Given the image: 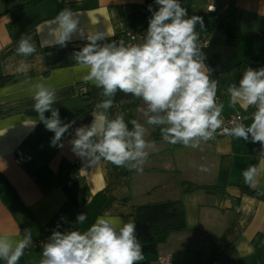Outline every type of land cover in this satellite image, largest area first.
Instances as JSON below:
<instances>
[{"label": "crops", "instance_id": "1", "mask_svg": "<svg viewBox=\"0 0 264 264\" xmlns=\"http://www.w3.org/2000/svg\"><path fill=\"white\" fill-rule=\"evenodd\" d=\"M28 1L0 0V78H10L0 85V235L18 241L26 231L34 238L54 230L83 232L106 215L134 220L137 240L149 247L136 264H264V149L258 142L225 135L198 148L169 144L161 126L147 125L140 111L146 108L143 101L117 91L109 115L122 113L129 129L133 119L144 124L145 139L158 148L143 172L107 161L89 167L71 150L75 129L91 123L96 105L106 97L100 93L91 113L79 112L86 106L79 88L95 86L83 79L86 69L73 56L87 41L74 36L65 47H41L42 41L54 39L48 24L69 7L85 35L104 32V42H112L122 32L148 28L153 0ZM180 3L189 16L203 19L205 28L197 25V31L199 39L206 34L209 41L201 46L206 65L214 69L212 78L219 79L222 119L241 114L250 124L255 107L246 112L240 104L232 106L230 95L223 93L239 84L248 67L264 68V0H233L217 19L207 12L209 0ZM22 35L37 46L31 56L16 53ZM21 60L29 66L27 74L17 71ZM36 83L54 87L56 102L75 121L59 142L62 147L50 144L54 133L43 123L30 126L37 120L31 114ZM18 149L29 156L21 166L15 162ZM201 165L208 170L200 171ZM249 165L261 171L255 186L243 179ZM81 213L87 216L83 224L76 221ZM41 258L40 250L26 251L18 264H39ZM0 264L6 262L0 259Z\"/></svg>", "mask_w": 264, "mask_h": 264}, {"label": "clouds", "instance_id": "2", "mask_svg": "<svg viewBox=\"0 0 264 264\" xmlns=\"http://www.w3.org/2000/svg\"><path fill=\"white\" fill-rule=\"evenodd\" d=\"M155 3L158 10L153 11L149 6L152 15L139 44L126 45L123 40L104 42L106 34L100 31L85 35L77 13L69 7L60 10L48 24L54 39L42 41L41 47H65L74 36L87 41L73 56L86 69L83 79L101 88L106 97L96 105L91 123L75 129L70 140L72 152L89 167L107 161L143 172L149 155L158 148L154 141L145 139L144 124L133 119L129 129L122 113L114 118L109 115L117 91L143 101L146 108L140 111L147 118V125L161 126L162 138L169 144L198 148L201 142L215 139L219 130L220 134L258 142L264 149V68L248 67L239 84L228 88L232 106L240 104L246 112L255 107L252 122L245 124L247 117L241 116L231 122V127H225L224 105L217 100L219 79L212 78L214 69L206 65V55L199 42L197 25L201 31L205 28L202 17L189 16L180 0H155ZM36 51L32 37L22 35L17 55L27 57ZM28 70L29 66L21 60L17 71L27 74ZM32 99L37 120L30 126L43 123L54 133L50 144L62 147L59 142L75 121L64 123L60 119L54 107L57 90L36 83ZM46 112L51 113L50 117L45 116ZM199 170L208 169L201 165ZM242 175L246 184L255 186L261 171L249 165ZM86 219L81 213L76 221L83 224ZM135 231L134 220L123 222L106 215L97 217L83 232L54 230L42 245L39 264H136L144 260V254ZM29 247H34L31 231H26L18 241L0 235V259L6 264H18Z\"/></svg>", "mask_w": 264, "mask_h": 264}, {"label": "trees", "instance_id": "3", "mask_svg": "<svg viewBox=\"0 0 264 264\" xmlns=\"http://www.w3.org/2000/svg\"><path fill=\"white\" fill-rule=\"evenodd\" d=\"M41 0H30V1H28V3H32V4H38L39 2H40ZM226 0H219V2H217V3H215L214 5H215V7H216V10H215V12H210L209 10H208V8H207V12L208 13H210L211 15H213V16H215L216 17V19H217V17L218 16H220L219 14L221 13V12H224V11H227L231 6H232V2H233V0H227V5L225 6L224 5V2H225ZM25 4H27V2H24ZM209 3H210V0H209ZM155 5H156V3H155V0H153L152 2H150V4H149V6H151L152 7V10H154V8H155ZM214 24H216V23H214ZM145 26H148L147 24H145ZM144 26V27H145ZM140 29H142V28H140ZM144 30H145V32L147 31V28L145 27V28H143ZM137 30H139V29H137ZM137 30H128V31H137ZM127 32V31H126ZM126 32H122V33H120V34H124V33H126ZM117 36V35H116ZM203 35H201L200 36V39H201V37H202ZM204 36L206 37V39H207V35L206 34H204ZM115 37V36H114ZM200 39H199V42H200ZM208 40V39H207ZM208 43H209V41H208ZM200 44H201V42H200ZM202 45V44H201ZM208 45V44H207ZM10 81V78L9 77H2V78H0V85H4L5 83H7V82H9ZM231 85V84H230ZM229 85V86H230ZM229 86L227 87V88H225L224 90H225V92L223 93V95H227V94H229L230 95V93L228 92V88H229ZM79 87H81V86H79ZM83 87V86H82ZM84 89H85V91H80V88H79V90H78V95L82 98V100L83 101H85L86 102V106H85V108H84V112L85 113H91L92 112V109H93V107H94V105H95V103L97 102V100H98V97H99V95H100V93H102L101 91H102V89L101 88H98V87H96V86H93V87H89V89H86L85 87H83ZM218 97H220L219 95H217V98ZM221 98V97H220ZM222 99L223 98H221V100L220 101H222ZM54 107H56L57 109H58V111H59V114H60V119L62 120V122H64V123H67L68 121H70L69 120V118L67 117V115H66V113L64 112V108H63V106H62V104L60 103V102H56L55 104H54ZM77 110V109H76ZM81 113H83V112H81ZM31 114H33V115H35L36 116V113H35V111L34 110H32L31 111ZM50 115H51V113L50 112H46L45 113V116L46 117H50ZM241 115V114H240ZM242 116V115H241ZM229 119V118H228ZM228 119H226V120H228ZM225 120V121H226ZM70 129H69V132L68 133H66L65 135H68L69 133H70ZM64 135V136H65ZM223 136H225V135H223ZM223 136H219V137H223ZM219 137H216V138H219ZM210 141V140H209ZM245 189H247L248 190V188H245ZM47 235V234H46ZM45 235V236H46ZM160 238V240L161 239H164L165 238V236H162V237H159ZM160 240L158 241V242H155V243H153V245H152V247H154V249H155V246L158 244V243H160ZM144 245H142V252L144 253L149 247H147V248H145V247H143ZM218 264V263H217Z\"/></svg>", "mask_w": 264, "mask_h": 264}, {"label": "built area", "instance_id": "4", "mask_svg": "<svg viewBox=\"0 0 264 264\" xmlns=\"http://www.w3.org/2000/svg\"><path fill=\"white\" fill-rule=\"evenodd\" d=\"M219 2V0H210V3L208 5V10L210 11V9L212 8L213 6V10H211L210 12H215L216 10V7H215V3ZM224 5L226 6L227 5V0L224 2ZM145 30L142 28V29H139L137 31H127L126 33L124 34H119L117 36H115L113 38V41H119V40H123L125 42L126 45H130V44H139L142 42V39L145 35ZM200 42L202 45H207L208 44V40L206 39V37L203 35L200 39ZM221 98L222 96L219 95ZM218 97L217 100L218 102H220L221 98ZM237 117H241L240 115H235V116H232L230 117L228 120L225 121V124L224 126L225 127H231L232 126V121L235 120ZM224 134H220V131L218 130L217 132V135L216 137H219V136H223ZM15 162L18 166H21L27 162H29V156L25 153L24 150L22 149H18L17 152H16V155H15ZM76 176H73L72 179H75ZM52 234L49 233L47 234L46 236L42 237V238H34L32 237V240H33V245L34 247H29L27 249H25L24 252L26 251H30V250H40L42 251V245L43 243L47 242L48 238L50 237V235Z\"/></svg>", "mask_w": 264, "mask_h": 264}, {"label": "water", "instance_id": "5", "mask_svg": "<svg viewBox=\"0 0 264 264\" xmlns=\"http://www.w3.org/2000/svg\"><path fill=\"white\" fill-rule=\"evenodd\" d=\"M79 112H83V110H79Z\"/></svg>", "mask_w": 264, "mask_h": 264}, {"label": "rangeland", "instance_id": "6", "mask_svg": "<svg viewBox=\"0 0 264 264\" xmlns=\"http://www.w3.org/2000/svg\"><path fill=\"white\" fill-rule=\"evenodd\" d=\"M222 95V94H221ZM71 113V112H70Z\"/></svg>", "mask_w": 264, "mask_h": 264}]
</instances>
